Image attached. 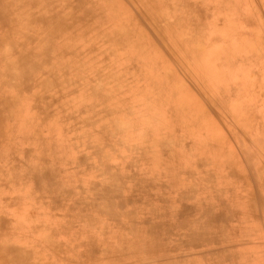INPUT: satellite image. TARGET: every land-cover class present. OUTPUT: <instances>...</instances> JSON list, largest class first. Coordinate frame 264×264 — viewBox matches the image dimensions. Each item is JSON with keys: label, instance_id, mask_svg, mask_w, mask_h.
Returning <instances> with one entry per match:
<instances>
[{"label": "bare ground", "instance_id": "6f19581e", "mask_svg": "<svg viewBox=\"0 0 264 264\" xmlns=\"http://www.w3.org/2000/svg\"><path fill=\"white\" fill-rule=\"evenodd\" d=\"M16 1L19 5L15 4V0H11L9 4L7 0H0V8L10 7L13 10L14 7H18L21 10V15L18 18L8 19L5 13H0V39L9 37L8 44H11L12 48L10 53L13 50L16 52L22 47L13 44L27 43L28 47L31 46V50L26 49L25 52L27 51L28 55L33 56L35 65L29 72L25 73L24 70V73L9 74L14 79L15 85L10 88L12 96L3 97L0 100V145H12L14 136H18L16 138L23 140V144L29 148V154L34 159L33 169L40 170L45 178L52 177V175H58L59 178L67 176L77 178V174L85 173L87 171L85 168V170L74 172L71 167L72 161L79 158L85 164L87 157H90L91 154H101V148L104 149L103 141L113 133H118L121 137H130V133H133L140 151L132 154L135 157V172H138L139 175L136 176L134 173L123 179L125 186L121 187V191L125 192L126 198L129 199H106L104 204L106 206L101 210L106 213H114L115 207L125 206L121 203L129 202V209H120L116 212L120 217L116 221L102 217L101 211L93 208L96 206L95 202L83 193V190L78 187L79 185L69 186L67 188L68 196L65 198L60 196L63 191L58 189L59 180L57 178L51 185L42 179L36 183L33 190L27 188V192L31 193L32 204H37L40 199H43L51 208L49 213L43 214V218L49 223L46 231L44 230L38 235L37 241L32 239L23 245V249H25L23 254L9 252L11 259L8 264H48L47 254L52 255V258L60 262L57 254L58 249L64 251L63 255L66 258L62 264H95L103 256L130 250L136 246H143L147 249L159 247L158 243H164L163 246H165L169 240L172 238L177 240L180 235H182V239L175 247L179 253L192 255V251L196 249L217 248L219 250L214 253L208 251L210 253H205L202 257H192L187 260V264H264V250L259 248L261 246L241 250L232 248L229 251H224L228 241L232 244L231 241L234 240H248L256 233L251 196L244 182L243 169L234 161L228 147L219 145L222 139L212 129L210 121L201 123L200 119L196 117L197 114H200L199 108L188 102V99L175 102L174 99L163 95L164 85L170 90L179 89L180 86H178L177 80L161 83L160 73L165 69V65L150 55L145 43L142 42V37H139V33L133 31L132 34L135 37L131 40L127 37L130 31L121 28V30L115 31L111 38L117 43L119 41L124 43L122 45L129 53L125 54L126 59L129 60V63L132 62L129 64L130 66L124 65L118 74H112V80L134 77L143 82L138 89L139 94H136L138 99H143L141 101L144 111L140 113L141 118H138L137 122L134 117L129 118L128 116L132 112L126 107L122 109L126 119L124 125L122 123L115 124L110 130H105L110 126L104 125V129L95 131L93 125H90L92 123L90 120L94 118L82 113L84 111L91 112L89 105L96 101L100 104L106 103L109 107L117 104L119 108L124 104L127 106L124 94L132 88L129 87L124 92L116 93L111 90L105 91L103 86L96 85L94 88L90 86L88 89L75 91V87L71 84L58 80V83L56 82L57 95H49L47 99L42 96L43 94L40 95V90L32 88L35 81L34 76H31L32 73L37 70L44 72L45 78L40 82V88L46 91L51 88L55 82L54 79H58V73L63 77V67L68 66L73 70L76 69L74 60L81 54L78 52L76 43L72 41V35L73 33L84 34L81 31L83 27L87 26L89 19L85 13L68 15L65 18L63 13L51 6L50 3L45 4L44 0H29L28 3L22 0V3ZM179 1L187 8L192 7V9L197 8L207 12L205 26L191 21L180 30L174 29L179 36L184 33L193 35L192 39L182 42V44L192 48L194 53L208 50L206 56L214 71L213 88L218 95L223 97L224 103L230 107L231 112L237 113L234 119L238 126L249 138L254 139L258 151L264 154L263 113L258 115L250 113L252 117L241 113L244 110L243 105L246 103V99H249V94L245 96L238 92L242 88L238 79L241 76L232 75L228 70L232 66L228 65L234 61H242L245 66H250L252 63L248 59L249 53L255 52L259 56H264V34L256 30L245 34L242 27L236 28L234 25V21L238 19V12L242 10L248 0ZM260 1L264 5V0ZM83 3L84 0H81L79 5L82 6V10ZM174 20L179 19L174 17ZM246 24L247 27L252 26L251 24L259 26L252 12L242 25L246 26ZM207 28H214L218 32L222 43L226 45L222 48V52H216V49H211L210 45L205 43ZM18 34L19 40L16 37ZM51 50L55 53L53 57L49 56ZM132 51L138 53L136 60L132 59L130 55L133 53ZM10 53L0 48V59L4 62L0 72L5 73L4 70L9 63L19 64V56L10 57L8 56ZM17 54L19 55V52ZM216 57L220 61L215 59ZM43 58L48 62L43 63ZM221 60H225L226 64L223 66L220 64L218 69L214 65L217 62L221 63ZM137 64L140 68L136 66ZM22 66L23 64L19 67ZM223 69L225 70L222 73ZM66 80L69 81V79ZM232 85L237 86L238 89L233 90ZM1 86H5V84H1ZM148 87H150L149 91H147ZM2 88H7V86ZM146 97L150 98L147 102L145 101ZM29 100L33 106L30 109L31 115H34L31 116L32 121L26 120L24 121L26 124L23 123L22 128L21 125H17L16 129L14 127L15 120H22L23 113L21 112H24L25 103ZM190 105H192L191 113L188 112ZM46 110H53L56 115L46 116ZM127 125L128 127L124 128ZM145 125H150L154 129H145L141 133H137V129ZM56 134L68 144H71L69 140L73 138L75 142L83 144L85 154L78 155L72 152L74 151L72 148L69 151L63 150L64 152L52 149L53 157L50 159L46 157L42 150L46 149L45 146L48 147L47 140ZM110 141L113 140L110 139ZM95 142L102 147L97 145L98 148L90 150L89 146ZM121 144H124V140L121 141ZM221 148L223 149L221 150ZM243 149L248 166L258 184L264 207V167L255 156L258 153L250 152V149L244 146ZM132 151L134 150L132 149ZM109 154H111L110 151ZM199 156L207 159L203 164L208 163L213 166L215 169L213 175L201 176L198 174V170L203 165L199 160L201 164H198L195 159ZM223 156H225L224 160ZM138 157L148 162L153 159L154 161L147 166L145 161L138 163ZM51 165L52 168H50ZM16 172L14 173L16 174ZM32 174L26 177L31 178ZM114 178L122 180L116 171L112 172L108 181H117L115 184H118V180ZM51 186H55L57 192L52 191ZM77 188L80 189L81 194L77 192ZM131 195L132 198H130ZM152 196H168L172 198L174 205L155 209L149 204ZM204 206H214L215 210L210 211ZM195 208H198V213L196 212V218H193L195 217L193 215ZM18 237L27 239L28 234L20 232ZM184 237L193 239L186 243L182 242ZM113 245L117 247H112ZM21 255H25V257L22 258Z\"/></svg>", "mask_w": 264, "mask_h": 264}, {"label": "rangeland", "instance_id": "374dc122", "mask_svg": "<svg viewBox=\"0 0 264 264\" xmlns=\"http://www.w3.org/2000/svg\"><path fill=\"white\" fill-rule=\"evenodd\" d=\"M18 1L20 3H22V1L25 3L29 2V0ZM7 2L9 4L11 0H7ZM80 2L81 0H44L45 4L50 3L51 6L63 13L62 15L65 18L68 15L85 13L89 20L87 26L83 27L81 31L84 34L73 33L72 35V41L76 43L75 45H77L79 49L78 52L81 54L74 60L76 69L73 70L68 66L63 67V77L58 73V79H54L55 82L52 84L51 88L46 91L40 88V82L44 80L45 74L42 70H37L35 73L33 72L34 75L33 73L31 75L34 76L35 79L32 88L40 90V95L43 94L42 96H45L47 99L49 95H57L56 84L58 80L66 81V83L71 84V86L75 87V91L85 90L90 86L94 88V86L96 87L97 85L103 86V90L105 91L111 90V92L117 93L124 92L131 87L132 89L124 94V101L127 100V103L125 101L127 106L124 104L119 108L117 104L109 107L106 103L100 104L96 101L89 105L92 114L90 111H84L82 114L94 118L90 120L92 121L90 125H93L92 127L95 128V131L104 129V125H106V127L110 126L105 128V130L112 129V126L115 124L122 123L124 125L126 119L122 109L126 107L132 112L128 117H134L137 122V119L141 118L140 113L144 111L143 102L141 101L143 99H138L136 95L137 93L139 94L138 89L142 86L143 82H141L142 80L140 79L136 80L134 77H127L123 80H119V78L112 80V74H118L121 72L124 65L130 66L129 64H132V62L129 63V60L126 59L127 56L125 54L128 52H126L124 45H122L124 43L122 41L117 43L112 39V36L115 31H119L122 28L123 30L130 31L127 37L133 40L135 36L132 32H138L139 37H142L143 44L145 43L144 45L148 48L147 50L150 55H153L165 65V69L160 73V79H162L161 83L164 84L166 81L169 83V80L173 82L177 80L178 86H180L179 89L170 90V88L164 85L163 95L174 99L175 102H182L188 99V102L199 108L200 114H197L196 117L200 119L201 123L210 121L213 126L212 129L220 139H222L219 145L228 147L234 161L243 169L245 175L243 176L244 182L251 196L256 233L248 240H234L231 241L232 244L228 241V244L224 247V251H229V249L232 248L241 250L253 246H261L259 248L264 250L263 201L252 170L248 166L243 146L249 148L250 152L253 151L254 153H258V155L255 156L258 157V161L263 167L264 154L258 151L254 139L249 138V136L241 130L242 128L238 126L234 119L237 113L233 114L231 112L230 107L224 103L223 97L218 95L217 91L213 88L212 81L214 78V71L211 69L213 66L209 65V59L206 56L208 50H202L197 54L194 53L192 48L190 49L189 46L187 47L182 44V42H187L189 39H192L193 35L191 33H184L185 35L182 34L179 36L174 29L180 30L191 21L195 24L205 26L207 12L197 8H187L179 0H84L83 10L82 6H79ZM15 4L19 5L16 0ZM251 12L254 14V18L257 20L259 26H254V24H251L252 26L250 27H247V24L246 26L242 25L248 20V15ZM0 13H5L8 19H11L18 18L21 15V10L18 7H14L13 10L10 9V7H6L0 8ZM174 17H177L179 20H174ZM237 17L238 19L234 21V25L236 28L242 27L245 34L255 30L264 34V5L260 0H248L242 10L238 12ZM16 37L18 40L20 39L19 34L16 35ZM205 41V43L210 45L211 49H216V52H222V48L226 46L222 43L218 32L214 28H207ZM149 42L152 44H147ZM8 43L9 37L6 36V38L0 39L1 50L10 53L9 51L12 48L10 46L11 44ZM26 44L27 43L13 44L18 47H20V45L22 46L18 50L15 49L19 52V55L17 54L18 52L16 51V53L14 50L10 55L8 54V56L15 58L19 56V64L9 63L4 70L5 73L0 72V100L3 97L9 98L12 96L10 88H12L15 83L14 79L9 74L16 72L24 73V70L26 73L34 68L35 60L33 56L28 55L29 53L27 51L25 52L26 49L31 50V46L28 47ZM262 49L263 47L261 48V52ZM132 52L133 53L130 55L132 59L136 60L138 58V53L136 51ZM21 53L23 54L21 55ZM54 55V51L51 50L49 56L53 57ZM240 57L242 58V56ZM45 58H47V56H45ZM45 58L42 60L43 63L47 61ZM215 59L220 61L217 57ZM248 59L252 63L250 66H245L242 64V61H234L228 65H232L231 69L228 70L232 75L241 76L238 77V79L242 88H240L238 92L242 93V95L245 94V96L249 94V99H246V103L243 105L244 110H242L241 113L247 116L250 115L249 117H252L250 113L255 115L263 113L264 119V56H259L257 53L252 52L249 53ZM22 64L23 66L19 67ZM220 64L223 66V64H226V61L221 60V63L217 62L214 66H217L219 69L218 66ZM3 66L4 62L0 59V69H2ZM136 66L139 67V64ZM224 70L225 69L222 70V73ZM82 74L85 76L83 77ZM110 75L111 77L109 78ZM66 79H69V81ZM1 84H5V86H1ZM6 86L7 88H2ZM232 87L233 90L238 89L235 85H232ZM149 90L150 87H148L147 91ZM149 100V97L145 98L146 102ZM191 106L192 105L188 107L190 108L188 110L189 113H191ZM32 108L31 100L25 103L24 112H21L23 113V115H21L22 120H15L14 127L16 129L17 125H21L22 128V124L25 123L24 121H32L31 116H34L30 113V109ZM45 115L53 116L56 114L53 110H46ZM110 116H112V118H110ZM127 127L128 125L124 128ZM145 129L153 130L154 127L150 125L142 126L137 129V133H141ZM75 134H78V132H75ZM56 135L47 140L48 147L45 146L46 149L42 150L43 154L49 159L54 155L52 149L64 152L63 150L69 151L72 148L74 149L72 152L78 155L85 154V149L82 146L83 144L75 142L74 138L69 140L71 144H68L63 139H60L59 135ZM14 137L15 139L12 141V145H0V264H8V261L11 259L9 252L11 254H23L25 252L23 245L27 244L32 239L37 241L38 235L47 229L49 222L43 218V214L49 213L51 208L48 207L46 204L47 202L43 199H40L37 204H32L31 193L30 191L27 192V188L33 190L37 185L36 183L40 180L43 179L51 185L57 178L59 180L58 189L60 188L63 191L60 196L63 198L68 196L67 188L69 186L79 185L78 187L83 190V193L88 195L91 201L95 202L96 206L93 208L97 211L103 210V207L106 206L104 205L106 199H129L126 198L127 195L125 192L121 191V187L125 186V181L123 179L134 173L136 176L139 175L138 172H135V157H133L132 154H134V152H139L140 147L137 146L135 142L136 136L133 133H130V137H121L118 133H113L112 136L103 141L104 149L101 148V154H91L90 157H87L85 164L79 158L74 159L71 163L74 172H78L84 168L87 169L85 173L82 172L77 174V178L73 176L59 178L58 175L45 178L40 170L33 169L34 159L29 154V148L23 144L24 141L16 138L18 136ZM110 139L113 141L111 142ZM122 140H124V144H121ZM97 145L101 146L96 142L92 143L89 146L90 150L98 148ZM132 149L134 151H132ZM222 149L223 148H221V150ZM109 151L111 154H109ZM195 159L198 164H203V162L207 160L202 156L195 157ZM224 159L225 156H223V160ZM141 161L143 163L145 160L138 157V163ZM152 161H154V159ZM152 161L145 162L148 166ZM127 164L128 167H126ZM50 168H52V165ZM15 171H17L16 174L14 173ZM113 171H116L122 179L114 178L118 180V184H115L117 181H108ZM214 171L215 169L213 166L205 163L198 170V174L201 176H209L213 175ZM34 172L36 174H32ZM30 174H32L31 178L26 177ZM50 188L52 191L57 192L55 186H51ZM79 188L76 190L81 194ZM132 197L131 195L130 198ZM150 202L149 204L155 209L157 207H171L174 205V201L168 196H152ZM121 204H125V206L115 207L114 213L101 211V216L104 218H111L114 221L118 220L120 217L119 213L116 212L120 211V209H129V202H123ZM205 208H208L210 211L213 209L215 210L214 206ZM197 211L198 208H195V211H193L195 217L193 218H196L197 214L195 213ZM85 227L87 228L88 226ZM20 232L22 234L27 233L28 238H17ZM197 237H199V235H197ZM181 239L182 235L178 236L177 240L172 238L165 246H163L164 243H158L157 245L160 246L157 248L147 249L143 246H136L130 250L118 251L115 254L103 256V258L95 262V264H187V260L190 258L192 259V257H202L205 253H210L208 251L213 253L219 251L217 248H210L196 249L192 251V255L190 253H179L175 250V247L178 246ZM192 239L191 237H184L182 242L189 243ZM112 247L117 246L113 245ZM57 254L60 262L52 258V255L47 254L48 264L63 263L66 259L63 255L64 251L58 249ZM21 256L22 258L25 257V255ZM231 260L233 259L231 258Z\"/></svg>", "mask_w": 264, "mask_h": 264}]
</instances>
